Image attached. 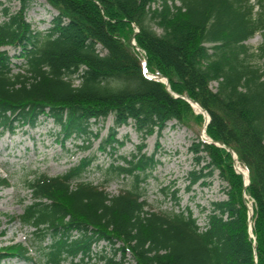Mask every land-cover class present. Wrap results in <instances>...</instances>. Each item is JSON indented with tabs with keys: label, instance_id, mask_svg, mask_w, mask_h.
I'll list each match as a JSON object with an SVG mask.
<instances>
[{
	"label": "trees",
	"instance_id": "16d2710c",
	"mask_svg": "<svg viewBox=\"0 0 264 264\" xmlns=\"http://www.w3.org/2000/svg\"><path fill=\"white\" fill-rule=\"evenodd\" d=\"M15 1L17 10L4 8L0 21V48L16 49H0V133L43 116L58 127L60 144L87 140L91 123L111 115L97 149L115 155L123 144L116 128L127 124L141 140L108 165L112 175L130 178L116 194L81 180L93 155L61 174L27 181L31 202L17 217L33 227L38 243L48 239L39 246L43 263L264 264V0H43L55 12L44 32L24 19L33 0ZM255 33L261 43L252 52L244 41ZM255 53L258 66L249 62ZM142 60L167 87L144 76ZM174 95L206 111L205 135L247 170L244 186L225 148L198 137L191 142L196 169L188 172L186 189L199 180L206 185L214 171L224 183L225 198L209 203L202 227L187 206L153 211L142 198L140 183L159 162L142 151L143 140L171 120L200 128L203 122ZM8 185L0 177V188ZM171 197L178 204L175 190ZM10 258L31 261L20 244L0 248V264Z\"/></svg>",
	"mask_w": 264,
	"mask_h": 264
},
{
	"label": "rangeland",
	"instance_id": "374dc122",
	"mask_svg": "<svg viewBox=\"0 0 264 264\" xmlns=\"http://www.w3.org/2000/svg\"><path fill=\"white\" fill-rule=\"evenodd\" d=\"M254 3V0H249ZM178 4V2H175ZM155 4V3H154ZM153 4V5H154ZM4 8L9 12H15L18 4L15 0H0V21L4 18ZM257 7H254V11ZM54 11L43 1L33 0L25 11L24 19L34 30L44 32L50 26ZM156 33L160 30L152 26ZM261 43V36L253 34L244 44L250 51L255 52ZM6 49L8 54L16 53L11 47ZM13 63H19V58H12ZM249 62L260 65L261 59L256 55L249 58ZM16 68L14 67L13 71ZM77 80L73 82L76 84ZM216 81H210L208 87L215 90ZM196 109V108H195ZM112 126L111 115L103 121L91 123L92 134L87 140L73 139L66 140L60 144L56 133L58 127L50 118L40 116L33 126H18L14 133L6 131L0 133V177L8 181L7 187L0 188V248L13 244H20L25 247L31 261H23L10 258L2 261V264H44L39 251V246L48 243V239L38 243L33 235V227L23 224L18 219L25 205L31 202L27 181L38 174L54 176L63 173L68 167L75 164L84 156L93 155V159L81 175V180L91 182L105 190L109 195L116 194L119 190L126 188L130 183L129 177L114 176L108 171V165L114 156H126L135 151L140 144V136L134 131L131 124L116 128L115 137L123 140V144L115 151L112 157L107 150L100 151L97 146L101 138L107 134ZM200 127L194 123L187 126L179 125L174 120L166 122L165 127L159 134L155 132L144 140V151L146 154L154 153L158 163L151 170L144 182L140 183L142 198L147 202L146 209L153 211H176L185 206L190 208L192 216L196 218L199 226L205 222V214L211 201L224 198L222 186L224 183L217 177L216 171L202 185L199 181L186 189L188 184V172L196 169L193 154L189 150L192 141L200 135ZM97 134V136H92ZM86 149L79 148V145L86 144ZM120 163L119 160H117ZM175 190L178 197L176 204L171 197ZM204 208V209H202ZM104 242H99L93 250H98ZM108 250V248H105ZM127 262L131 261L126 255ZM95 259L91 260L94 264Z\"/></svg>",
	"mask_w": 264,
	"mask_h": 264
},
{
	"label": "water",
	"instance_id": "95a60500",
	"mask_svg": "<svg viewBox=\"0 0 264 264\" xmlns=\"http://www.w3.org/2000/svg\"><path fill=\"white\" fill-rule=\"evenodd\" d=\"M147 78H151V79H154V80H158V81H161L164 83V85L167 87V81H166V78L160 76V75H146ZM174 97H179L183 100H185L192 108L195 112H199L203 115L204 117V121H203V124H202V129H201V132H204V126L207 124L208 122V115L207 113L205 112V110L199 106L195 101H193L192 99H189L187 98L186 96L184 95H174ZM196 108V109H195ZM203 141H206L207 142H212L210 139H207L205 138V136L201 135L200 137ZM215 145L217 146H221L223 148H225L233 157H234V153L228 148V147H225L223 144H221L220 142H214ZM237 172H239L240 174H242L243 178H244V184L247 183V179L245 178L246 177V173L242 172L241 170L237 169ZM248 208V206H247ZM251 212L248 208V211H247V216H250ZM248 230H250V227H248ZM251 236V235H250Z\"/></svg>",
	"mask_w": 264,
	"mask_h": 264
}]
</instances>
